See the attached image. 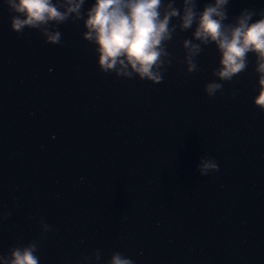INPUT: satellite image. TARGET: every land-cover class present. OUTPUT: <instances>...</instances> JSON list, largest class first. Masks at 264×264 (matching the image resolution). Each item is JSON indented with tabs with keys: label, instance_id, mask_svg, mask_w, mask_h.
<instances>
[{
	"label": "water",
	"instance_id": "obj_1",
	"mask_svg": "<svg viewBox=\"0 0 264 264\" xmlns=\"http://www.w3.org/2000/svg\"><path fill=\"white\" fill-rule=\"evenodd\" d=\"M245 7L264 0H231L229 15ZM9 15L0 0V212H11L0 252L40 237L43 219L55 231L43 234L41 264H78L96 249L134 264H264V115L251 103V64L210 99L212 45L200 72L173 65L153 85L101 74L82 26L60 25L50 45L12 32ZM169 51L182 55L178 43ZM205 154L219 169L202 177Z\"/></svg>",
	"mask_w": 264,
	"mask_h": 264
},
{
	"label": "clouds",
	"instance_id": "obj_2",
	"mask_svg": "<svg viewBox=\"0 0 264 264\" xmlns=\"http://www.w3.org/2000/svg\"><path fill=\"white\" fill-rule=\"evenodd\" d=\"M2 0L9 11V27L18 36L34 30L43 43L60 45L59 26H82L81 39L92 46L95 64L104 75L162 83L173 65H182L190 76L202 70L198 58L209 45L217 53L213 79L203 86L213 99L224 95L223 85L237 81L249 65L256 75V94L251 103L264 115V7L242 8L229 15L231 0ZM179 3V7H177ZM190 33L177 40L179 34ZM179 44L181 56L169 47ZM252 57L250 60L249 58ZM231 96L236 95L233 90ZM214 158H199L197 172L205 177L217 172ZM11 216L0 212V223ZM40 237L26 243H14L0 252V264H41L43 234L53 232L52 225L41 219ZM78 264H134L132 258L113 251L106 260L99 249L82 255Z\"/></svg>",
	"mask_w": 264,
	"mask_h": 264
}]
</instances>
